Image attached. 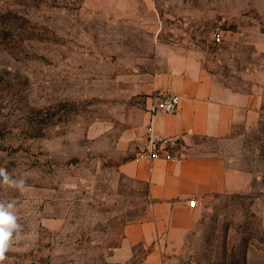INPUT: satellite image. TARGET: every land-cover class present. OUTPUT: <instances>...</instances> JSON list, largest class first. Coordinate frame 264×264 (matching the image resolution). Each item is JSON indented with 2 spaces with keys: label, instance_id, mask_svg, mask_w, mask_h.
I'll return each instance as SVG.
<instances>
[{
  "label": "rangeland",
  "instance_id": "obj_1",
  "mask_svg": "<svg viewBox=\"0 0 264 264\" xmlns=\"http://www.w3.org/2000/svg\"><path fill=\"white\" fill-rule=\"evenodd\" d=\"M166 64L259 107L211 144L249 186L197 200L195 229L161 264H264V0H0V168L26 185L0 186L21 226L3 264H144L147 249L119 254L149 212L124 165L151 108L143 72Z\"/></svg>",
  "mask_w": 264,
  "mask_h": 264
},
{
  "label": "crops",
  "instance_id": "obj_2",
  "mask_svg": "<svg viewBox=\"0 0 264 264\" xmlns=\"http://www.w3.org/2000/svg\"><path fill=\"white\" fill-rule=\"evenodd\" d=\"M142 77L139 92L149 108L163 91L181 96L177 112L158 113L153 126L156 136L175 139L177 145L174 157L166 152L153 159L143 155L149 111L132 133L139 155L124 168L130 177L146 182L149 212L142 221L126 226L119 254L132 256L135 248L147 249L144 264H161V250L182 247L196 227L200 207H191L190 199L202 202L210 195L249 186L251 175L236 169L233 158L219 154L211 144L226 140L237 124L256 114L259 100L221 85L207 73L176 64L144 71Z\"/></svg>",
  "mask_w": 264,
  "mask_h": 264
},
{
  "label": "built area",
  "instance_id": "obj_3",
  "mask_svg": "<svg viewBox=\"0 0 264 264\" xmlns=\"http://www.w3.org/2000/svg\"><path fill=\"white\" fill-rule=\"evenodd\" d=\"M181 102V96L169 90L163 91L158 96V101L150 108V119L147 128V143L143 155L150 159L160 156L163 152L168 153L169 157H174L173 149L177 145V140L166 139L156 136L154 133V121L158 113H175L177 112ZM189 205L195 207L197 205L196 198L189 200Z\"/></svg>",
  "mask_w": 264,
  "mask_h": 264
},
{
  "label": "clouds",
  "instance_id": "obj_4",
  "mask_svg": "<svg viewBox=\"0 0 264 264\" xmlns=\"http://www.w3.org/2000/svg\"><path fill=\"white\" fill-rule=\"evenodd\" d=\"M0 186H6L24 192V179H15L5 169L0 168ZM15 202L0 201V264L6 259L5 253L10 249L14 234L19 238L21 226L17 223Z\"/></svg>",
  "mask_w": 264,
  "mask_h": 264
}]
</instances>
